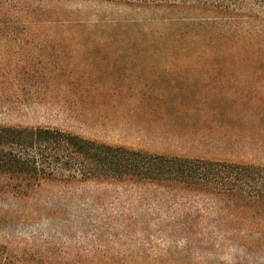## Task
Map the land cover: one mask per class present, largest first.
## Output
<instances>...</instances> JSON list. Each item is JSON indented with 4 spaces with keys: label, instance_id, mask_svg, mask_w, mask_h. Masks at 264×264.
I'll use <instances>...</instances> for the list:
<instances>
[{
    "label": "rangeland",
    "instance_id": "1",
    "mask_svg": "<svg viewBox=\"0 0 264 264\" xmlns=\"http://www.w3.org/2000/svg\"><path fill=\"white\" fill-rule=\"evenodd\" d=\"M219 3L233 21L112 1L0 0V125L264 167V8ZM58 191L47 184L27 200L0 195V245L47 264L92 260L79 253L84 234L70 220L81 208ZM151 243L162 251L150 257L187 260L167 253L168 241ZM218 255L210 262L264 264V239Z\"/></svg>",
    "mask_w": 264,
    "mask_h": 264
},
{
    "label": "trees",
    "instance_id": "2",
    "mask_svg": "<svg viewBox=\"0 0 264 264\" xmlns=\"http://www.w3.org/2000/svg\"><path fill=\"white\" fill-rule=\"evenodd\" d=\"M90 1L235 19L217 0ZM47 184L81 208L70 220L84 234L79 253L92 260L77 264L181 263L150 257L162 251L154 238L168 241L167 253L176 249L171 254L185 256L183 264H216L210 258L224 249L264 239L263 166L153 155L49 128L0 125V195L27 200ZM90 185L96 189L87 191ZM40 259L21 258L0 245V264H47Z\"/></svg>",
    "mask_w": 264,
    "mask_h": 264
}]
</instances>
